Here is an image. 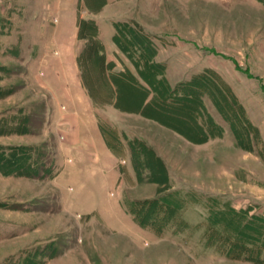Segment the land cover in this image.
I'll list each match as a JSON object with an SVG mask.
<instances>
[{
    "label": "rangeland",
    "instance_id": "obj_1",
    "mask_svg": "<svg viewBox=\"0 0 264 264\" xmlns=\"http://www.w3.org/2000/svg\"><path fill=\"white\" fill-rule=\"evenodd\" d=\"M8 1L0 264H264V0H26L24 12ZM89 16L101 47L116 22L148 35L172 85L217 73L233 96L225 112L204 96L206 140L102 102L104 56L90 52L73 70L69 42Z\"/></svg>",
    "mask_w": 264,
    "mask_h": 264
},
{
    "label": "trees",
    "instance_id": "obj_2",
    "mask_svg": "<svg viewBox=\"0 0 264 264\" xmlns=\"http://www.w3.org/2000/svg\"><path fill=\"white\" fill-rule=\"evenodd\" d=\"M79 21L80 36L88 38L80 58L90 52L101 56L96 23ZM115 27L114 40L133 63L135 71L127 68L109 76L103 71V82L109 91L107 97L113 98L118 108L156 119L188 139L206 140L211 135L208 126L211 123H208L210 118L204 96L209 94L218 109L225 112L229 108L227 99L233 96L228 85L211 69L172 85L166 76V65L155 59L157 48L149 36L125 22H116ZM131 149L134 153L135 146L132 145ZM148 203L144 202L145 205ZM162 212L153 211L151 221L154 222L155 215ZM215 232L214 228L209 231L210 236L213 237Z\"/></svg>",
    "mask_w": 264,
    "mask_h": 264
},
{
    "label": "crops",
    "instance_id": "obj_3",
    "mask_svg": "<svg viewBox=\"0 0 264 264\" xmlns=\"http://www.w3.org/2000/svg\"><path fill=\"white\" fill-rule=\"evenodd\" d=\"M25 1L26 0H22V1H20V0H10V1H8V6H9V8H14V6L19 5V4H22V10L24 12L25 11V8L24 7H27V5H28V3L27 4L25 3ZM36 1H38V0H36ZM106 3H107V0L104 3H102L104 5V7H105ZM81 19H84V20H92V21H94L96 23L97 27L99 26V22H98V19H97L96 16H93V17H90L89 16V17H86V18L85 17H82ZM79 20L80 19H77V22L75 20V22H76V24H75V33L73 34V36L71 38V41L70 42L68 41L69 43H72L73 46H74V57H73V61H74V64H75L74 66L75 67H74L73 70H75L76 72L77 71H80L81 68H82V61H81L82 59L80 58V54L82 52L81 51L82 50L81 49L82 46L79 45V42L82 41V39H83L85 41V46H86V44L88 42V38H84V37H80L79 36V34H80V23H79L80 21ZM59 23H60V20L58 18V23L53 27V28H55L56 33L60 30V28H59V25L60 24ZM114 28H115V26H114ZM115 32L116 31H114V33L111 36V42H109V41L105 42L103 40V38L100 37L103 42H102V47L99 49V52H100V54H102L104 56V58H103V65L100 68H101V70H103L105 72L106 76H109L111 73L123 71V70H125L127 68L135 71V67H134V65H133V63L131 61H130L131 62L130 63L131 64V67L130 66L128 67V64L127 63L122 68H120V67H118V65H116L117 64L115 62L116 55H119L121 58H125V59L128 58V57H127L126 53L123 52L120 49V47L118 46V44L115 42V40H114ZM100 42H101V40H100ZM83 44H84V42H83ZM159 54H160L159 50H156L155 59L157 61H159ZM59 55L61 56L60 49H59ZM57 57L54 58V61H61L64 69H67V66L65 64V59L62 56L59 59ZM77 75H78V73H77ZM77 77H78L79 80L81 79V81L84 82V80H83L82 77L79 78V75ZM167 77H168V75H167ZM104 78H105V76H104ZM84 84H86V83L84 82ZM68 95H69V97L71 96L70 99H71V102L72 103L73 102L76 103V101H78V100L80 101L81 100L80 96H78L76 94L73 95V96L70 95V94H68ZM83 98L88 102L89 107H91V109L92 108L94 109V100L92 99V97L90 96V94L89 93H87V94L84 93V97ZM83 98H82V100H84ZM102 102H105V104H109L113 108V110L116 111V112H118V113H122V114L135 113V114L142 115L141 113H138V112H129V111H125V110H122V109L118 108L117 106H115L114 99L111 98V97L110 98L107 97L106 99H104V101L102 100ZM76 112H78V114L80 113L79 110H76ZM100 133H101V131H100Z\"/></svg>",
    "mask_w": 264,
    "mask_h": 264
}]
</instances>
